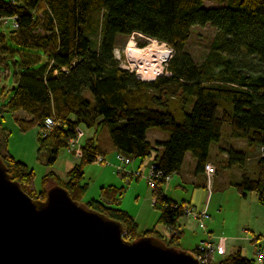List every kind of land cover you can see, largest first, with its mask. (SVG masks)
Here are the masks:
<instances>
[{
  "label": "trees",
  "instance_id": "trees-1",
  "mask_svg": "<svg viewBox=\"0 0 264 264\" xmlns=\"http://www.w3.org/2000/svg\"><path fill=\"white\" fill-rule=\"evenodd\" d=\"M216 2L220 5L206 7V0H0V25L12 17L18 23L16 28L11 25L8 40L0 31V61L11 57L16 71L13 94L0 104V128L6 141L7 120L12 119L21 131L38 126L39 157L53 165L69 139L78 136V128L98 132L101 126H110L117 153L143 163L155 151L151 163L172 175L179 172L188 152L197 169H205L211 145L223 139L224 126L229 125L233 137L261 149L256 175L244 170L234 186L242 196L255 191L264 206V0ZM206 24L217 32L209 54L196 63L185 47L191 29ZM18 33L28 39L18 42ZM133 34L171 46L173 55L165 74L145 81L121 65L115 56L118 38ZM48 117L57 121L47 130ZM152 127L168 131L169 137L150 141L147 132ZM82 144L80 159L66 178L46 174L40 192L33 188L34 170L16 158L7 143L0 157L12 179L33 199H46V184L53 178L80 203L89 189L83 182L85 167L107 153L96 136ZM229 154L231 162L243 169L245 154L233 149ZM163 183L154 189L153 206L160 210V222L174 230L164 240L173 246L180 241L182 231L176 225L187 204L165 194ZM117 188L104 186L101 198L91 197L85 204L120 221L130 241L146 235L160 238L157 227L140 233L136 217L112 196ZM217 264L260 262L238 250Z\"/></svg>",
  "mask_w": 264,
  "mask_h": 264
},
{
  "label": "rangeland",
  "instance_id": "rangeland-1",
  "mask_svg": "<svg viewBox=\"0 0 264 264\" xmlns=\"http://www.w3.org/2000/svg\"><path fill=\"white\" fill-rule=\"evenodd\" d=\"M213 5H220L216 0H206L205 6L211 7ZM98 17H102V14L96 13ZM8 20V18H7ZM5 20V23L0 25V31H4L6 39L8 40V34L11 29V21ZM192 34L188 40V44L185 50L193 56L196 63H200L209 54V50L212 44V40L216 35L217 30L211 24L206 25H196L192 29ZM94 37H99L98 33L94 34ZM15 38V37H14ZM16 39L19 42H24L28 38L24 34L16 35ZM6 40V41H7ZM132 41L137 47H143L140 43L146 42V46L151 42V38H146L141 34H133L131 36H120L118 38V47L115 50V56L121 59L123 66L129 67L131 71H134L137 77L144 79L138 73V69L131 65L130 56H128L127 47L128 43ZM158 42V41H157ZM161 44H167L163 42H158ZM1 45V44H0ZM6 45V44H5ZM168 45V44H167ZM10 46L19 48L17 44L11 43ZM144 46V47H146ZM168 49H172L168 45ZM1 51V50H0ZM40 53H43L42 51ZM3 54V53H2ZM172 54V52H171ZM43 57V56H42ZM2 58V57H0ZM171 57L168 58V60ZM45 59V57H43ZM167 61H163V73L165 74V67ZM161 73V74H163ZM15 65L11 57L6 58L4 61H0V104L4 101L9 100L12 93V88L15 82ZM161 74L159 76H161ZM177 114V113H176ZM175 114V115H176ZM177 120H182L179 115H176ZM3 125V124H2ZM8 127L10 134L8 133V139L3 135L2 127L0 128V150H4V146L7 143V147L16 158L23 162H26L29 168L35 172V181L33 188L40 192L43 190L44 177L50 172H55L62 179H65V175L70 168L75 165L81 154H77L76 150L72 148V145L68 141V147L62 150L59 154V158L55 164L49 165L45 163V159L39 157V128L38 126H33L28 130L21 131L18 125L11 119L5 122ZM46 129H51L46 126ZM84 130V135L81 137V142L87 139L89 136L95 135L102 147L107 151L105 161H97L87 164L85 167V177L83 182H87L89 189L86 194L82 197L83 203L90 200L91 197L101 198L102 195V185H109L111 183L119 186L116 189V194H112L113 197L120 200L118 205L121 208L129 211L138 221L140 228V233L146 231L148 228L157 227L158 231L162 233L160 237L161 240L170 239L169 236L174 230L170 227L171 232L167 230V227L162 224L159 220L160 210L154 205L155 195L153 194L154 189L149 184L150 176V163L153 160L156 152L153 151V155L147 158L143 163L140 159H132L131 164L126 165L125 172H118V167L123 166V164L118 160V153L112 146L111 134L109 132L110 126H101L98 132L93 133V129L82 127ZM79 134V133H78ZM169 132L166 130H161L156 127H152L147 132V138L156 142V140H163L165 137L169 136ZM231 127L228 125L224 126V141L228 139L232 140L231 137ZM225 144V143H223ZM243 143L239 142L237 147L242 146ZM218 144L211 145V151L209 159L218 165V170L222 171V161H227L229 163L230 159H225L220 154L217 149ZM247 152L250 153L255 151L259 147L255 145H248L246 147ZM77 154V155H76ZM188 156H192L191 152H188ZM190 158V157H188ZM246 158V157H245ZM189 160V159H188ZM186 161L185 170L188 169L190 161ZM247 167L252 170L253 164L256 161L254 156L251 159L246 160ZM245 162V161H244ZM230 173L227 175L232 177L236 175L238 170H241V166L237 162H232L226 168ZM141 170L142 175L136 176L132 172H137ZM191 170V169H190ZM251 175L255 176L256 172H251ZM212 178L211 175H209ZM208 176V177H209ZM171 180L165 181L163 183L164 193L170 194L175 200H191V204L186 205V207H194L196 212L206 211L209 217L204 220V225H199V220L193 214H188L182 216L179 223L182 226V232L180 234L179 243L173 245L175 248L186 251L193 252L202 243L201 241H206L213 236L216 240H221L222 237L228 238L230 243L233 241L235 248L233 251L241 249L243 256H248L249 258H256L259 262V255H257V250L260 249L259 244L262 243L261 239L256 240L257 230H253L250 223H247L250 219L257 218L256 209L262 206L260 201L257 199V194L252 191L244 198L237 189L230 186L227 189H221L220 191H212V183H208L207 187H196L194 184V178H191L189 172L173 173L171 175ZM56 180L50 178L49 182L46 184L48 189L55 185ZM209 182V180H208ZM109 197L107 194H103ZM196 205V206H195ZM185 223V224H184ZM250 224V225H249ZM261 227V226H259ZM255 232V233H253ZM152 236V235H146ZM143 236V237H146ZM199 250V249H198ZM196 251L195 255L198 257L199 252ZM218 254V253H217ZM223 254V253H222ZM219 254V255H222ZM216 260H212L209 264H217L221 259L218 255Z\"/></svg>",
  "mask_w": 264,
  "mask_h": 264
},
{
  "label": "water",
  "instance_id": "water-1",
  "mask_svg": "<svg viewBox=\"0 0 264 264\" xmlns=\"http://www.w3.org/2000/svg\"><path fill=\"white\" fill-rule=\"evenodd\" d=\"M125 232L61 185L33 199L0 157V264H199L192 251L154 236L130 241Z\"/></svg>",
  "mask_w": 264,
  "mask_h": 264
},
{
  "label": "crops",
  "instance_id": "crops-1",
  "mask_svg": "<svg viewBox=\"0 0 264 264\" xmlns=\"http://www.w3.org/2000/svg\"><path fill=\"white\" fill-rule=\"evenodd\" d=\"M91 129H93V131H94L93 133L95 134V129L94 128H91ZM92 136H95V135H92ZM168 137H165L163 140L167 139ZM231 137H233V136H231ZM163 140L160 139L158 141H163ZM239 142H242L243 145L240 146V147H237V144ZM223 143H225V144H223ZM248 145L249 144H248V142L246 140H244L242 138L238 139L236 137H233L232 140L228 139V141H224V139H222L220 142H218L217 149L219 150V152L222 155V157L225 158V159H230V154H229L230 153V149H233V150H235L237 152L241 151V152H243L245 154L246 159H245V162H244V168L243 169L240 168L241 170H238L237 174L236 175L234 174L232 177L227 175V172L230 173L231 169L230 168H229V170L226 169L230 165V163H232L231 160H229V163L227 161H225V160L222 161L221 165H222L223 169L220 172V170H218V165L208 158L207 164L211 163L216 168V170H215L216 173H214L213 175L211 174L212 175V180H211L210 177H208L209 174L207 173V171H205L204 166L202 168H200V169H197V161L195 160V158L192 155V153H191L192 156H188L189 155L188 153L186 154V157L184 159L185 162L183 163V165H182V167H181V169L179 170L178 173L189 172L191 178H194L193 182H194L196 187L201 186V187H207L208 188V183H209L208 180L210 179L211 183H212V191H214V190L220 191L221 189L224 190V189L230 188V186H232V187H234L236 189V187L234 186V183L241 181V177L243 175L244 170L246 172H248L250 175H251V172H253V173L256 172V170H257L256 169V163H257V160L259 159V157L261 156L260 147L258 149H256L255 151H252V152L248 153L247 150H246L247 149L246 147ZM106 151H108V150L106 149ZM251 156H254V158H256V161L253 164V167H252L253 169L252 170H250L247 167V165H246V162H247L246 160L251 159ZM188 157H190V158H188ZM187 160L190 161V165H189L188 169L185 170V164H186ZM111 185L117 186V185L111 183L109 185H104L103 184L102 187L111 186ZM117 187H119V186H117ZM163 190H164V188H163ZM165 194L169 195L172 199H174L170 194H168L166 192H165ZM247 196H243V197L246 198ZM175 201L176 202L177 201L178 202H184L187 205L191 204V200H189V199L188 200H182V201H179V200H175ZM256 212L258 213L257 214V218L250 219L247 223L251 224V227H252L253 230H257V229L259 230L257 235H256L257 236L256 240L259 239L258 241H260V239H261L262 243L261 242L259 243V244H261V245H259V247L261 248V247H264V206H259V208L256 209ZM159 220H160V218H159ZM199 225H200V223H199ZM259 226H261V227H259ZM166 227H167V230L170 233L171 232L170 227L168 225ZM201 227H202V225H201ZM148 229H152V228H148ZM176 229H179L180 231H182L181 223L178 222V224L176 225ZM253 233H255V232H253ZM161 236H162V233H161ZM228 242H229V240H228V238H226V236L222 237L220 243L225 247V253H223L222 255H219V254L216 253V256L218 255L219 257H221L220 259H223V256H225V255L233 254V252H236V251H233L235 246H236V245H234L233 241H231L230 243H228ZM196 247H197L196 249L199 248L198 246H196ZM238 250L241 251V249H238Z\"/></svg>",
  "mask_w": 264,
  "mask_h": 264
},
{
  "label": "built area",
  "instance_id": "built-area-1",
  "mask_svg": "<svg viewBox=\"0 0 264 264\" xmlns=\"http://www.w3.org/2000/svg\"><path fill=\"white\" fill-rule=\"evenodd\" d=\"M11 21L12 26L14 28L18 27V23H17V19L16 17H12L10 19H8ZM7 20V21H8ZM121 65L123 66V64L121 63ZM125 67V66H123ZM126 69H128L127 67H125ZM55 118L53 119L52 117H48L45 121V124L48 128H52L53 126H55L56 124ZM48 130V129H47ZM45 130V132L47 131ZM83 129L82 128H78V136L75 138H70L69 142L72 145V148L76 150L77 154H81L82 153V142L81 137L84 135L83 133ZM45 132L43 134H45ZM76 154V155H77ZM100 161H105L106 157L104 156H100L99 157ZM118 160L123 164V166H119L118 167V172L122 173L125 172V174H127L125 167L126 165L131 164L132 159L124 154H120L118 153ZM216 168L214 165H212L211 163H208L205 166V171H207V173L209 175H213L214 173H216ZM150 176H149V184L151 185V187L153 189H155L156 187H158L160 184V181H168L171 178V175H166L163 172H161L160 170H156V164L155 163H150ZM132 174L136 175V176H141L142 172L141 170L137 171V172H132ZM211 175V176H212ZM210 177V176H209ZM212 180V178H210ZM209 179V183H211V180ZM185 214H193L195 215V217L199 220L200 225H202L203 227L206 226L204 225V220H206L209 217V214H207L206 211H199L196 212V209L192 206V207H186L185 210ZM221 240H216L214 239L213 236H210V238L206 241H202V243L200 244V246H198L199 250V256L197 257L199 259V264H209V262H211L212 260H216L215 254H222L225 253V247L220 243ZM263 249H261V251L259 250L258 255L259 257V262L260 264L264 263V251H262Z\"/></svg>",
  "mask_w": 264,
  "mask_h": 264
},
{
  "label": "bare ground",
  "instance_id": "bare-ground-1",
  "mask_svg": "<svg viewBox=\"0 0 264 264\" xmlns=\"http://www.w3.org/2000/svg\"><path fill=\"white\" fill-rule=\"evenodd\" d=\"M168 45L151 39L146 47H137L132 41L128 43L127 52L131 65L137 67L138 73L146 80L156 79L163 73V61L170 57Z\"/></svg>",
  "mask_w": 264,
  "mask_h": 264
}]
</instances>
